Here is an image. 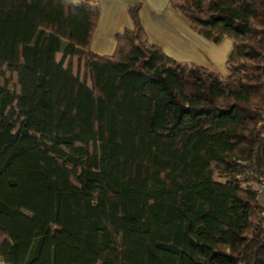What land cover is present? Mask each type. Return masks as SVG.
Segmentation results:
<instances>
[{"label": "trees", "instance_id": "trees-1", "mask_svg": "<svg viewBox=\"0 0 264 264\" xmlns=\"http://www.w3.org/2000/svg\"><path fill=\"white\" fill-rule=\"evenodd\" d=\"M169 2L232 38L228 75L152 43L142 0L113 54L98 0H0V264H264V0Z\"/></svg>", "mask_w": 264, "mask_h": 264}, {"label": "crops", "instance_id": "crops-1", "mask_svg": "<svg viewBox=\"0 0 264 264\" xmlns=\"http://www.w3.org/2000/svg\"><path fill=\"white\" fill-rule=\"evenodd\" d=\"M137 1L139 0H98L101 14L91 41V49L94 52L114 53L117 33L134 27L128 5ZM169 1L142 0L140 16L149 40L162 46L168 55L179 61L194 62L221 72L216 68L215 61L219 43L207 39L194 30L187 16L171 6Z\"/></svg>", "mask_w": 264, "mask_h": 264}, {"label": "rangeland", "instance_id": "rangeland-1", "mask_svg": "<svg viewBox=\"0 0 264 264\" xmlns=\"http://www.w3.org/2000/svg\"><path fill=\"white\" fill-rule=\"evenodd\" d=\"M218 54L216 55L215 61H216V68L220 70L223 73L228 74V70L226 68V57L228 55V52L231 50L232 45V39L229 36H226L221 43L218 44ZM230 47V48H229ZM57 57H61V53H57ZM3 72V73H2ZM74 72L79 73L81 77H84V64L79 63L77 57L74 58ZM0 79L2 82H5V80L9 81L10 87H16L18 90H20V85L17 84V75L16 73H11L7 70L0 69ZM90 77L88 78V83H90ZM261 202L264 204V197H261Z\"/></svg>", "mask_w": 264, "mask_h": 264}, {"label": "built area", "instance_id": "built-area-1", "mask_svg": "<svg viewBox=\"0 0 264 264\" xmlns=\"http://www.w3.org/2000/svg\"><path fill=\"white\" fill-rule=\"evenodd\" d=\"M260 187H261V192H262V194L264 195V177H263L262 180H261V185H260ZM262 214H264V209H263V211H262Z\"/></svg>", "mask_w": 264, "mask_h": 264}]
</instances>
